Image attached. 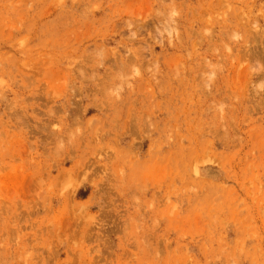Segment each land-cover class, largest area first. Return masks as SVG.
Masks as SVG:
<instances>
[{"label": "rangeland", "instance_id": "rangeland-1", "mask_svg": "<svg viewBox=\"0 0 264 264\" xmlns=\"http://www.w3.org/2000/svg\"><path fill=\"white\" fill-rule=\"evenodd\" d=\"M0 264H264V0H0Z\"/></svg>", "mask_w": 264, "mask_h": 264}]
</instances>
